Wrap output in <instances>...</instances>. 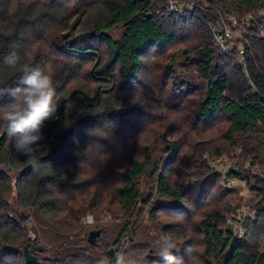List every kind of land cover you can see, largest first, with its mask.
<instances>
[{
    "label": "trees",
    "instance_id": "obj_1",
    "mask_svg": "<svg viewBox=\"0 0 264 264\" xmlns=\"http://www.w3.org/2000/svg\"><path fill=\"white\" fill-rule=\"evenodd\" d=\"M193 1L179 16L167 14L163 0H0V89L17 87L24 67H46L58 105L41 128L37 171L0 122V264H25L27 242L33 264L101 257L114 264L118 251L163 264L156 241L166 234L182 264H264V18L256 14L264 0ZM219 12L254 16L242 62L212 43ZM177 44L188 65L179 82L169 53ZM12 53L15 68L5 63ZM9 98L0 95V105ZM171 112L179 129L157 128ZM220 115L227 147L209 154L233 153L263 171L228 173L253 196L241 238L225 225L242 205L238 189L222 187L200 156L185 154L189 132ZM181 129L185 137L173 139ZM12 196L28 214L23 223L10 211ZM87 213L95 220L89 227ZM90 227L100 230L93 244Z\"/></svg>",
    "mask_w": 264,
    "mask_h": 264
},
{
    "label": "clouds",
    "instance_id": "obj_2",
    "mask_svg": "<svg viewBox=\"0 0 264 264\" xmlns=\"http://www.w3.org/2000/svg\"><path fill=\"white\" fill-rule=\"evenodd\" d=\"M16 53L10 54L5 63L9 68H15L18 64ZM7 94L9 100L0 105V122L7 136L15 142V147L26 157V162L37 171L41 167V159L38 155L39 142L43 139L41 128L45 121L52 119L58 109L56 102V87L53 76L45 67L23 68V76L17 87L0 89V95ZM89 215L85 220L92 221ZM163 264H182V261L174 255L179 251L177 242L171 234L161 235L156 241ZM185 252L191 255L194 246L189 245ZM94 264H113L107 257H101ZM114 264H146L144 258L134 257L123 251H118Z\"/></svg>",
    "mask_w": 264,
    "mask_h": 264
},
{
    "label": "rangeland",
    "instance_id": "obj_3",
    "mask_svg": "<svg viewBox=\"0 0 264 264\" xmlns=\"http://www.w3.org/2000/svg\"><path fill=\"white\" fill-rule=\"evenodd\" d=\"M219 13L222 16L226 15V14L221 13V12H219ZM111 34L113 36H116L117 30L113 29V31H111ZM185 49H186L185 46H183L182 44H177L175 47H173L169 51L170 56L173 55L172 56L173 57V65H174V70H175V76L177 77V80H178L177 82H179L182 79V77L184 75H186L185 73H186L187 68L185 66H188V65H186L184 63L187 61V59H185V54H184ZM182 65H185L184 68ZM190 75L195 76L194 80H196V81L198 80L197 72H196L195 68L191 69ZM177 88H178V85L173 90L174 91L173 93H175V96H177L179 94V91ZM188 91L189 90L185 91V93ZM190 91H192V89ZM189 97H192V96H189ZM177 98L172 97V100L169 103L171 109H174L179 105V102H176ZM172 103H174V104H172ZM186 113H187V111H183V114L186 115ZM175 117H176V114H174L172 112L169 113L167 121H165L164 123H161L160 125H157V128L160 127V130H162L163 129L162 127H170L171 131H173L175 128L179 129V127L181 126V118L175 119ZM225 124H226L225 118L222 115H220L212 127L197 128L196 130L189 132L190 133L189 137H190V141H191L189 144L190 148H188L187 152L185 153V154H190V155L195 154V155L200 156L201 159L208 164L210 171L214 172L219 177H220V170L224 171L229 167L238 168L239 166L244 168V166L246 165L245 159L240 158L238 156H234L233 153H230V154L223 153V154H220L219 156H213V155L209 154V153H212L215 148H219V149L223 148L224 149L227 147V143H224L221 140V136H220L221 131L225 128ZM182 132H183V129L174 133L171 137L173 139L174 138L183 139L185 136L182 135ZM186 137H187V135H186ZM228 149H229V147H228ZM212 163H213V165H212ZM252 171L254 173L251 171L248 172V170H247V171L241 173L240 175H248V174L249 175H260L258 170L252 169ZM8 172H9L11 178L14 180V176H15L14 172H12L10 170H8ZM229 180H230V186L238 189V195H239V197H242L243 200H242V205H240L239 208H236V209L233 208L231 210V212L225 216V225L226 226H230V222H227L226 219L227 218L232 219L231 221L235 222L241 216V213L243 212V210L245 208H249V206L245 205L244 203L246 201L252 199V197H253L251 192H249V190L247 189L246 185L244 184V182L242 180H239L236 178L234 179L232 177H229ZM220 183H221V177H220ZM221 186H222V183H221ZM13 201L14 200H13V196H12V198H11V204L12 205H14ZM231 203H232V205L235 204V200L232 201ZM89 215L93 218L90 223L85 220V217H87ZM108 217H110L109 214H106V216L104 215L101 220H106V219H108ZM94 221L95 220H94L92 213H87L83 217V220H82L84 226H86V227L91 226L94 223ZM95 229L96 228L90 227L89 231L95 230ZM89 231L87 232V236H88ZM112 249L113 248L110 247L107 249V251L110 250V252H111ZM189 264H195V262L189 263Z\"/></svg>",
    "mask_w": 264,
    "mask_h": 264
},
{
    "label": "built area",
    "instance_id": "obj_4",
    "mask_svg": "<svg viewBox=\"0 0 264 264\" xmlns=\"http://www.w3.org/2000/svg\"><path fill=\"white\" fill-rule=\"evenodd\" d=\"M163 1L164 11L167 14H176L181 16L190 12L194 7L193 0ZM256 14L264 18V3ZM217 16V23L211 28L213 45L221 54L235 56L238 62H242L244 56L245 33L247 28L252 25L251 22L254 19V16L236 17L232 14L222 16L220 13H218ZM252 169L258 170L260 175L263 174V171L257 164H254L252 160H248L244 168L239 166L238 168L229 167L224 171L220 170L222 186L224 188H231L228 173L232 172L234 174H241L247 170L248 172H253ZM251 216H253V211L249 208H245L241 213V216L235 222H232V219H226L227 222H230V227L235 232L237 238H241L244 234L245 219Z\"/></svg>",
    "mask_w": 264,
    "mask_h": 264
},
{
    "label": "water",
    "instance_id": "obj_5",
    "mask_svg": "<svg viewBox=\"0 0 264 264\" xmlns=\"http://www.w3.org/2000/svg\"><path fill=\"white\" fill-rule=\"evenodd\" d=\"M148 16H149V14H148ZM10 211L16 217V219L21 223H23L28 218V214L19 210V208L15 204L10 206ZM99 235H100L99 229L90 230L88 233V236H87V242L89 244H93ZM28 246H29V242H27L26 245H24L22 248L24 263L25 264H33L37 260V256L30 252ZM37 248H38V250L41 249L40 246H38ZM109 253H110V250H108L106 252L107 255Z\"/></svg>",
    "mask_w": 264,
    "mask_h": 264
}]
</instances>
